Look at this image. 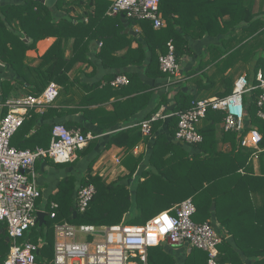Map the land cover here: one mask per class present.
Segmentation results:
<instances>
[{"label":"trees","instance_id":"trees-1","mask_svg":"<svg viewBox=\"0 0 264 264\" xmlns=\"http://www.w3.org/2000/svg\"><path fill=\"white\" fill-rule=\"evenodd\" d=\"M111 1L58 0L56 9L63 10L67 8L68 13L75 6L85 7L86 10L83 11V15L76 17L75 22L68 16L56 21V18L54 19L50 14L49 9L36 0H24L20 5L4 8L2 15H0V61L8 64L21 80L29 84L33 95H39L50 82H57L59 85L66 82L65 74L56 71L54 67L66 62L63 53L66 42L70 39L74 40L75 45L74 57L70 60L72 65L79 62V56L82 59H87L84 56L85 53L80 51L87 44V41L93 39H97L103 44L98 58L107 68L143 65L146 54L149 53L150 60L144 65V74L147 79L157 82L160 79L167 78L159 69V58L167 53L168 42L173 44L175 58L179 64L181 58L192 53L189 41H196L204 36L212 38L228 36L229 39L224 38L220 41L219 47L211 46L209 48L208 55H210V59L208 62L203 63V68L214 65L224 74L229 68H233L235 63L251 64L253 69L248 73L247 78L252 85H257L256 74L258 70H264V20L260 15H256L250 7H246L243 0H159V13L165 22V26L161 29H154L148 21H136L126 18L124 15L130 27H138L137 36L130 33L122 35L123 25L119 15L116 16L115 20L105 15ZM83 16L88 17L86 21L82 18ZM226 16L228 18L224 19ZM15 22H17V25L13 28L12 24ZM113 23L118 28L114 31L106 30L107 25ZM237 32L240 34H237ZM22 35L28 36L31 42H23L21 40ZM45 38H54L55 41L41 58L40 66L45 63L50 64V66L42 72L39 66L31 70V73H19V65L21 67V58L24 53L34 49L36 43ZM126 38L129 41L126 42ZM121 41H125L123 49H126V53L121 57H110L112 52L119 50L117 47ZM132 42L137 43L135 50L131 49ZM113 44L115 45L114 48L111 46ZM106 55L109 60L106 59ZM25 71H29V69L27 68ZM194 74L195 72L192 71L188 75L193 77ZM116 75L117 73L106 79L107 83L103 90L112 93L117 91V96H120L123 95L118 92L121 89H114L110 86V81ZM125 75L129 78V84L122 89H125L126 95L134 96L129 97L123 103L115 104L113 112L97 117L101 122L97 123V126L102 133L108 135L105 149L115 146L124 149L128 153L124 161L128 171L126 176L128 179L137 172L143 160L142 156L135 158L130 155L132 149L144 141L138 125L149 120L161 106L167 108L169 92L160 95L157 104L147 111L153 92L148 93L145 90L151 89L150 86L135 72L126 73ZM192 82L195 84V91L183 92L182 88L177 89L172 99L174 107L170 110L166 109L164 113L184 112L190 109L194 102L207 98L201 95L202 88L206 86L199 80H193ZM230 82L231 77H223L220 84L225 87L230 85ZM2 92L6 94L4 96L2 94L5 101L10 94L5 87H3ZM260 93L259 89H255L244 97L245 130L253 126L262 135L260 143L262 152L258 161L263 165L264 119L257 116L258 108L256 105ZM132 105L135 106V109ZM69 111L50 108L42 115L30 112V116L25 119L23 125L12 137L11 146L19 150L35 146L44 148V145H48L55 127V123H48V121L62 119L72 113V111ZM142 111H147V113L144 117L135 121L136 128L113 130V127L120 122L128 125L136 113ZM101 112L99 109L92 111L95 116ZM41 121L42 123L38 125L39 127L34 134L27 137L30 130ZM177 122L178 117L173 116L167 121L158 119L152 123L150 132L153 143L149 167L138 177L134 194L125 183L121 182L123 179L106 183L104 178L97 174L92 175L93 165L98 160L99 155H96L89 162L85 174L79 181L74 176H67L60 182L58 192L48 199L49 202L58 204L57 217L54 220L49 218L47 220L46 218L45 225L41 228L38 227L36 230L34 229L29 235V238L33 241L38 238L36 236L38 235L43 238L45 243L37 255V264H46L44 259L46 257L51 258L50 255L53 252L52 227L54 223L67 221L75 225L89 224L95 226H110L131 222L144 224L153 216L188 198L192 199L196 207L194 218L197 215H204L202 221L198 223L210 221V218L213 217L212 222H219L227 230L243 255L248 256V258H255L254 264H264V202H262V207L257 208L252 214L255 224L254 229L256 230H253L252 233L249 232L251 236L249 241L256 244L255 256L249 257V254H246L247 251H243L241 243L237 241V237L229 223L233 218L226 216L223 219L219 216L221 199L228 195L232 196L236 190L235 188L239 189L244 185L249 188L254 183L255 185H262L263 191L264 172L261 176L239 175V169H246L247 173L251 171L252 161L250 160V151L240 146L239 148L236 147L237 134L223 132L224 136L221 141H230L232 147L230 152L223 153L217 148L218 141L214 140L213 133L215 128L223 123L221 112L209 111L207 113L205 119L198 126L203 142L194 146L174 142ZM164 125H166L165 132L162 131ZM64 126L70 130L73 124L66 122ZM81 132L83 134L87 133L84 128H81ZM147 141L149 140L145 139V142ZM96 144L95 140L89 142L84 149L77 152V158L82 159L91 156L96 149ZM52 164L60 165L53 162ZM248 166L250 167L248 168ZM228 182H230L229 185H227ZM88 185L94 186L95 194L87 210L82 214L76 213V216L73 217L76 212L75 193L79 188ZM249 192L247 191L246 195H248V200H251ZM212 204H215L213 211L210 210ZM132 208H135L138 213L136 217L130 215ZM224 242L225 240L219 246L222 254L221 262L241 264L240 258L237 252L232 249L231 244ZM9 247L10 239L6 224L0 223V264L6 259ZM156 249L155 255L148 253L147 264H176L169 254L160 248ZM185 264H207V256L203 251L192 250L186 256Z\"/></svg>","mask_w":264,"mask_h":264},{"label":"built area","instance_id":"built-area-1","mask_svg":"<svg viewBox=\"0 0 264 264\" xmlns=\"http://www.w3.org/2000/svg\"><path fill=\"white\" fill-rule=\"evenodd\" d=\"M107 14L148 21L154 29L165 26L159 13V0H112ZM167 48V53L159 58V69L167 77L168 84L175 86L186 79L180 74L173 44L168 42ZM255 80L256 86L245 75L239 76L227 96L200 99L184 112L168 115L156 113L138 125L140 131L144 137H149L154 121L176 116L178 122L174 140L189 146L198 145L203 142L198 131L199 124L209 111H218L223 114V131L237 134L239 146L251 152L250 160H257L262 152V135L253 126L245 130L244 97L255 89L261 91L256 101L257 116L264 119L263 70L257 72ZM128 84L129 79L123 74L110 81L112 88ZM59 91V86L50 82L39 95L7 99L1 105L5 113L0 114V223L6 224L10 239L9 252L2 264H37V255L45 245L43 238L38 237L35 241L29 238L31 231L39 227L37 212H45V219L54 220L57 217L58 204L43 199L39 191L34 172L36 162L49 159L55 164L72 163L77 152L95 139L90 133L70 130L61 135L52 134L47 149L19 150L11 146L12 137L30 111L43 112L46 106L56 100ZM94 194L93 185L76 191V213L82 214L87 210ZM195 214L196 207L192 199L188 198L142 225L54 223L53 259L49 264H147L148 250L161 243L173 247L183 246L187 253L192 250L203 251L207 256V264H229L221 262L219 250L227 237L219 233L210 221L195 222Z\"/></svg>","mask_w":264,"mask_h":264},{"label":"crops","instance_id":"crops-1","mask_svg":"<svg viewBox=\"0 0 264 264\" xmlns=\"http://www.w3.org/2000/svg\"><path fill=\"white\" fill-rule=\"evenodd\" d=\"M23 1L24 0H0V15H2L4 8L11 7L14 5H20L22 4ZM57 1L58 0H56L51 7H47L46 5L43 4L46 8L49 9L52 17L54 19L56 18V21L62 19L63 17L68 16L71 19H73L72 20L73 22H75L76 20L75 18L83 15V11L86 10L84 6L83 7L75 6L73 7L74 9L69 11V13L67 11L68 10L67 8L63 10H57L56 9ZM109 1L110 0H108V2ZM243 4L248 8L250 7L256 15L257 14L260 15V17L262 18V14L264 13V0H243ZM108 9L105 15L115 20L116 16L118 15L109 16L107 14ZM82 18L84 19V21H86L88 17L83 16ZM119 18L123 25L122 28L123 31L121 32L122 35L123 34L127 35L131 31L136 33V36L138 35L137 26L130 27L128 24L127 27L125 28L120 15ZM227 18L228 16H226L224 19ZM16 25L17 22L12 24V27L15 28ZM117 28L118 27L115 25V23H113L111 25H107L106 30L114 31ZM237 34L240 33L237 32ZM224 38H226V40L229 39L228 36L227 37L218 36L216 38L204 36L202 39L196 41H189V47L192 53L188 56H184L183 58H181L179 62V70L181 76L186 79L185 80L186 82L190 83V86L186 87L188 91L194 92L195 84L192 83V81L199 80L204 86H206L205 88H202L203 90L201 92L202 97L210 98V97L227 96L228 94H230L233 88L234 81L239 76L242 75H245L247 77L248 73L253 69L251 64L242 65L240 63H235L233 68H229L224 74H222V71H220L214 65H209L205 69L203 68V63L208 62L210 59V55H208L209 48L211 46L219 47L220 41ZM21 40L25 43L31 42V39L26 35H22ZM127 40L129 41L128 38L125 39L126 42ZM54 41H55L54 38H45L43 40L38 41L34 49L26 51L24 53V56L21 58V67L19 65L18 72L19 73L26 72V74H28L32 72L31 70L38 68L41 63L40 62L41 58L51 48ZM125 41L120 42V44L117 47L119 48V50L112 52L110 57H115V56L121 57L126 53V49H123L125 47ZM102 45H103L102 42L98 41L97 39L87 41V44L80 51L85 53L84 56H86L87 59L86 60L85 58L82 59L81 56H79L80 57L78 60L79 62H77L75 65H72L70 60L74 57V51H75L74 40L70 39L68 42H66L65 50L63 53V57L66 62L59 64L57 67H54L56 71H61L62 73L65 74L66 82L62 85H59L57 82H54L60 88L58 97L53 103L46 106L43 112H38L35 110L30 111L38 115H42L47 109L50 108L63 109L67 111L70 110L72 111V113H69L64 118L59 120L48 121V123L49 122L55 123V127L53 128L52 134L61 135L65 131H70V130L81 131V128H84L87 131V133H90L95 137L94 140L97 142L96 149L92 152L91 156L82 159H78L76 156V159L68 166H63L65 164L50 165L48 163L49 161H47L46 159L41 160L40 162L39 161L36 162V164L39 163L38 166H36V169L34 167V172L36 174V181L40 189L39 191L41 192L42 198L45 200H48L58 192V187L60 182L63 179H65L67 176H74L76 180L79 181V179L85 174L88 168V164L94 155L95 156L99 155V158L96 161V163L93 165L92 175L97 174L98 176L104 178L106 180V183H112L119 179H123L121 182L125 183L128 186V188L132 184V182L136 178L138 180V177L142 174V172L149 167L151 146L153 143L152 135H150L149 137H144L141 133L142 140L144 141L140 142L132 149L130 155H132V157L135 158L138 156H142L143 160L140 163L137 172L131 178L128 179L126 178V176L128 175V171L126 170V166L124 164V161L128 156V153L125 152L124 149L115 146L105 149L107 145L108 135L107 133H102L98 128L97 123H101V122L97 117L113 112V110L115 109L114 107L115 104L123 103L129 97L134 96V95H126L127 92L125 91V89H122L127 85L120 88H114V89H121L118 92L123 95L120 96H117V91L113 93L110 91L105 92L103 88L107 83L106 81L107 78L113 76V74L115 73H117V75H121V74L125 75L126 73H130V72H135L136 74H138V76L144 82H146L151 88V89H146L145 91L148 93L153 92L152 100H150L147 111H149L151 107L157 104L160 95L169 92V103L167 105V108L165 106H161V108L157 111V113L162 115H168L169 113L168 114L164 113L165 110L166 109L170 110L172 107H174V102L172 99L176 90L179 88H184L182 82L178 84L179 86L178 85L172 86L168 84L167 78L160 79L157 82L147 79L144 74V65H146L150 60L149 53L146 54L143 65H137V66L128 65L126 67H118V68L105 67L101 59L98 58V54L103 47ZM111 46L114 48L115 45L113 44ZM136 48H137V43L132 42L131 49L135 50ZM106 59L109 60V57H107V55H106ZM49 66L50 64L45 63L44 65H41L39 69L42 72L45 71ZM27 68L29 69V71H25V69ZM241 69H244V71H241ZM260 70L262 71V69ZM192 71L195 72L193 77L191 75H188ZM205 74H207L208 76L206 77ZM223 77H231L230 85H226L225 87H223L220 84V81L222 80ZM64 85H65V91H64ZM3 87L7 88L6 91L10 94L8 99L19 98L21 96L30 95V94L33 95L31 93L29 84L21 80L16 75V72H14L9 67L8 64H5L4 62L0 61V114L1 115L5 113L4 109L1 107L2 103L4 102L2 94L3 96L6 95L3 93L4 91L2 92ZM87 102L91 104L89 105ZM86 103L87 105H85ZM133 108L135 109V106H133ZM97 109L101 110L102 112L97 113L95 116V113H92V111H95ZM147 111L136 113V115L134 116V118H132V120L129 122L128 125L126 123L124 124L123 122L118 123L115 127H113L114 128L113 130L131 128V127L136 128L137 125L134 124L135 121H137V119L139 118L144 117ZM159 120L167 121L168 119H159ZM66 122L73 124V127L70 130L64 126V123ZM41 123L42 121L36 126H34L27 134V137L32 136L34 132L38 129L39 127L38 125H40ZM162 131L164 132L166 131V125L163 126ZM223 132L224 131L222 129V125H219L218 127L215 128L213 136H214V140L218 141L217 148L223 153H228L231 151L232 147L230 141L228 140L227 141L225 140V142L221 141L224 136ZM145 139H148L149 141L145 142ZM174 142L181 144L175 140ZM235 144L236 147L239 148L238 136L236 138ZM35 148H42V147L39 146H35L33 148L27 147V149L29 150H33ZM108 153L112 154V157L110 159L111 161L110 165L106 164L107 163L106 161L108 160L107 159ZM116 160L118 161V163H116ZM42 163H44V165H42ZM251 164H252L251 167L248 166V168L250 167L251 170L248 171L249 173H247L246 169H239L238 170L239 175L261 176L262 172H264V163L262 165V163H260L257 159L252 161ZM229 183L230 182H228L227 185H229ZM232 183L234 184L235 182ZM251 185L252 186H250L249 188L248 187L246 188L245 185L243 187L241 186V188L239 189L235 188L236 190L234 191L232 196L228 195L223 197L220 201L221 204H220V212H219V216L223 219L226 216H230L233 218V219L230 218L231 221L229 223L233 228V231L237 237V241L241 243L243 251L246 250L247 251L246 254H249V257L253 255L255 256L257 250L256 244L250 243L249 241V239H251L249 232L251 231L252 233L253 230H256L254 229L255 224L252 214L253 211H255L257 208H261L262 202H264V190L262 191V185H255L254 183H252ZM131 191L132 194H134V190L132 189ZM247 191H250L249 197L251 200H248V195H246ZM168 209L170 208H167V210ZM211 223L214 225V227L217 229L219 233L227 237L225 242H229V244H231L232 249H234V251L237 252L241 264L255 263L256 261L255 258H248V256L243 255L241 251L238 250L235 241H233L232 236L228 234L227 230L223 228L219 222L216 223L215 221V223H213L211 221ZM246 239L247 241L245 242ZM156 248H160L164 252L169 254L174 259L176 264H185L186 256L190 254L187 253L186 249L183 246L173 247L171 245H168L167 243H161ZM156 248L149 249L148 253L151 255H155L157 252Z\"/></svg>","mask_w":264,"mask_h":264},{"label":"rangeland","instance_id":"rangeland-1","mask_svg":"<svg viewBox=\"0 0 264 264\" xmlns=\"http://www.w3.org/2000/svg\"><path fill=\"white\" fill-rule=\"evenodd\" d=\"M262 18H263V20H264V13L262 14ZM241 64V63H240ZM243 65V64H242ZM239 68V67H238ZM241 71H244V69H241ZM183 83V87H187V86H190V83L189 82H186V81H183L182 82ZM193 83V82H192ZM179 86V85H178ZM7 89V88H6ZM49 147V143H48V145H44V149H47ZM107 155V154H106ZM111 157H112V154L111 153H108V155H107V163L106 164H108V165H110L111 164V161H110V159H111ZM47 161H49L48 163L51 165L52 164V161L51 160H49V159H46ZM38 164L39 163H37L36 165H35V169H36V166H38ZM71 163H68V164H65V165H63V166H68V165H70ZM138 183V180H137V178L132 182V184L129 186V188L132 190H134V188H135V186H136V184ZM134 185V186H133ZM39 188V187H38ZM40 190V189H39ZM74 204H75V197H74ZM130 215H132L133 217H136V215H138V213L136 212V210H135V208H132V210L130 211ZM200 215V214H199ZM203 217H204V215H201V216H196L195 218H194V221L195 222H201L202 221V219H203ZM47 220H49L48 218H47ZM210 221H213V217H211L210 218ZM125 224H127V225H142L143 223H137V222H131V223H125ZM37 237H40V236H38V235H36ZM40 238H42V237H40ZM20 242H23V241H20ZM51 256V258H45L44 259V261H45V263L46 264H49V261H51L52 259H53V252H52V254L50 255Z\"/></svg>","mask_w":264,"mask_h":264},{"label":"water","instance_id":"water-1","mask_svg":"<svg viewBox=\"0 0 264 264\" xmlns=\"http://www.w3.org/2000/svg\"><path fill=\"white\" fill-rule=\"evenodd\" d=\"M36 1L46 5L47 7H51L56 0H36ZM120 17L122 19V22H123L125 28H126L127 25H128L127 20H125L124 15H120ZM130 34L136 36V33L132 32V31L130 32ZM182 91L183 92H187L188 89L186 87H184V88H182ZM94 157H95V155L92 157V159ZM42 165H44V163H42ZM214 208H215V206H214V204H212L211 205V211H213ZM75 216H76V212L74 213L73 217H75ZM45 217H46V213L45 212H37V220H38V223H39L38 224L39 228H41L46 223Z\"/></svg>","mask_w":264,"mask_h":264}]
</instances>
